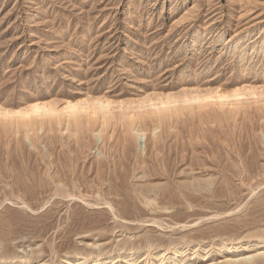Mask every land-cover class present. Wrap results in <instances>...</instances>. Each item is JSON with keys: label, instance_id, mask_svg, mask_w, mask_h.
I'll list each match as a JSON object with an SVG mask.
<instances>
[{"label": "rangeland", "instance_id": "1", "mask_svg": "<svg viewBox=\"0 0 264 264\" xmlns=\"http://www.w3.org/2000/svg\"><path fill=\"white\" fill-rule=\"evenodd\" d=\"M30 99L59 114L26 133ZM67 101L95 115L66 131ZM261 239L264 0H0V261L264 264Z\"/></svg>", "mask_w": 264, "mask_h": 264}, {"label": "bare ground", "instance_id": "2", "mask_svg": "<svg viewBox=\"0 0 264 264\" xmlns=\"http://www.w3.org/2000/svg\"><path fill=\"white\" fill-rule=\"evenodd\" d=\"M234 93V92H233ZM203 95H205V94H202L200 97L202 98V97H204ZM233 95V97L234 98H239L238 96H240V95H238V92H236V93H234V94H232ZM231 95V96H232ZM230 96V97H231ZM206 97V96H205ZM207 97H208V95H207ZM229 97V98H230ZM233 97H231L232 99H233ZM170 98H172V97H170V95H168V97H167V102L165 101V104L166 103H171V101H168V100H170ZM213 98H215V100H216V104H217V106L218 107H220V109H221V107L223 108L224 106H228V108H229V106H230V108L229 109H231V107L232 106H234L235 104H237V103H240V102H238L237 101V103H231L230 101H229V103L228 102H226V100L225 99H228L227 98V96H225L224 97V95H221V93H219L218 91L214 94V96H213ZM230 98V99H231ZM118 99H119V102L121 103V104H124L125 103V100L124 99H122V98H120V97H118ZM205 99H208V98H205ZM234 100V99H233ZM235 100H237V99H235ZM234 100V101H235ZM164 102V101H163ZM233 102V101H232ZM240 105V104H239ZM239 105H237V106H239ZM235 107V106H234ZM225 108H227V107H225ZM236 108H238V107H236ZM64 109V111L66 112V114H67V118L65 119V120H63L64 122V124L66 125V127H65V125H64V127H65V129H66V131H67V129H68V127H70V126H76L77 127V129H79V125H80V123L78 122V126L76 125L77 124V114H79V113H81V112H87V113H89L90 115H91V113L93 114V115H95L92 111H88L89 109L87 108V107H85V106H83V105H81V104H78V103H74V102H71V101H67L66 102V105H65V107L63 108ZM22 111H21V114H20V120L18 121V123H15V125H20V124H22V126H23V128H25V131H26V133L28 132V128H30L32 125H37V128L38 129H40L41 130V128H42V123H43V118L45 117V116H49V115H58L59 114V111L53 106V104H44V103H39V102H37V101H35V100H31L30 99V101H27L24 105H23V107H22V109H21ZM172 112V111H171ZM168 113V112H167ZM160 113H158V115H159ZM156 117V116H155ZM132 121V120H131ZM104 122H105V120L102 118V122H101V125H104ZM133 122V121H132ZM9 123V122H8ZM20 123V124H19ZM131 123V122H130ZM35 129V128H34ZM64 129V130H65ZM76 129V128H75ZM133 129V131L135 132L134 134H135V136L136 137H141V136H143L144 134H142L143 132H142V130L138 127V128H136V126L135 127H133L132 128ZM131 129V130H132ZM99 132H100V130H99ZM27 137H28V135H27ZM258 242H260L261 244H259V245H257V246H255L254 247V250H257V249H260L261 247H264V239H261L260 241H258ZM257 242V243H258ZM182 249H180V248H178V249H175L174 251H173V253H176V252H179V251H181ZM153 253H155L154 251H151V250H147V251H145V254H146V257L145 258H147V257H149V256H152L153 255ZM160 254H161V257H163V256H165V254H166V252L165 251H161V252H159ZM256 256H264V249H262V250H259L257 253H255V254H251V255H249V256H245V257H243L242 259L243 260H245V261H247V262H249V263H251V262H253V260L255 259V257ZM9 262L10 261H7V260H2V261H0V264H9Z\"/></svg>", "mask_w": 264, "mask_h": 264}]
</instances>
